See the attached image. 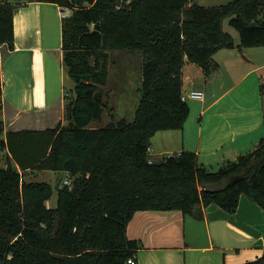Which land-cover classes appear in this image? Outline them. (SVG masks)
Here are the masks:
<instances>
[{"label":"trees","instance_id":"trees-1","mask_svg":"<svg viewBox=\"0 0 264 264\" xmlns=\"http://www.w3.org/2000/svg\"><path fill=\"white\" fill-rule=\"evenodd\" d=\"M26 1L0 0V45L15 47L14 10ZM46 1L71 8L62 17V62L74 82L68 122L5 134L0 116V264H130L142 245L127 225L139 209L200 217L213 202L235 211L241 194L264 208V136L216 170L191 150L156 157L148 149L157 131L182 129L189 116L185 62L209 75L215 52L236 46L225 19L239 31L240 46L264 45V0ZM113 49L142 53L141 98L133 120L93 125L108 106L103 87ZM2 92L0 65V112ZM44 169L71 180L56 188L55 206L46 204L52 183L23 179ZM242 264H264V251Z\"/></svg>","mask_w":264,"mask_h":264},{"label":"crops","instance_id":"crops-1","mask_svg":"<svg viewBox=\"0 0 264 264\" xmlns=\"http://www.w3.org/2000/svg\"><path fill=\"white\" fill-rule=\"evenodd\" d=\"M62 9L57 2L27 0L14 10L15 47L0 45L5 134L66 121V97L50 96L47 84L48 67L53 62L64 67ZM239 43L215 52L209 75L195 62H185L183 91L201 88L204 97L188 100L190 113L182 129L159 130L151 137L152 155L191 150L200 163L216 170L258 146L264 136V45ZM202 214L135 211L127 234L141 242L138 263L242 264L264 251V208L245 194L233 212L213 202L203 206Z\"/></svg>","mask_w":264,"mask_h":264},{"label":"rangeland","instance_id":"rangeland-1","mask_svg":"<svg viewBox=\"0 0 264 264\" xmlns=\"http://www.w3.org/2000/svg\"><path fill=\"white\" fill-rule=\"evenodd\" d=\"M208 1L218 4L229 0H207L206 3ZM224 29L233 35L236 42L240 41V33L229 23V18L224 21ZM142 61L143 55L140 51L110 50V77L109 82L103 87L104 97L108 106L103 114L102 120L93 122V125H100L109 122L111 119L118 120L122 117H125L129 121L133 120L142 94L140 89L142 82ZM47 81L50 96L58 94L59 98L66 97L67 102V91H70L74 86V82L68 75L67 70L64 67H56L53 62V65L51 64L48 67ZM67 122L68 120L66 119L65 123ZM158 139L160 141L163 140L160 136ZM3 163H6L5 159H3ZM61 174L67 177L66 173L51 169L31 170L23 175V179L27 181L39 180L52 183L54 190L51 197L46 200V204L48 206H55L58 198L55 184L58 178L61 177ZM63 179L66 178L64 177ZM61 183H64L63 180Z\"/></svg>","mask_w":264,"mask_h":264},{"label":"built area","instance_id":"built-area-1","mask_svg":"<svg viewBox=\"0 0 264 264\" xmlns=\"http://www.w3.org/2000/svg\"><path fill=\"white\" fill-rule=\"evenodd\" d=\"M71 12V8L70 7H63V9L61 10V14L63 16L68 15ZM204 97V90L201 88H191L189 90L183 91L182 92V99L184 100H189V99H202ZM149 151L151 152V146L148 147ZM180 153V152H179ZM176 154V153H174ZM164 155H171L170 154H164ZM153 159H155L154 157H150V161H153ZM64 183H71L70 177L67 176V179H63ZM128 263L130 264H139L138 260L135 256H131L130 258H128Z\"/></svg>","mask_w":264,"mask_h":264},{"label":"water","instance_id":"water-1","mask_svg":"<svg viewBox=\"0 0 264 264\" xmlns=\"http://www.w3.org/2000/svg\"><path fill=\"white\" fill-rule=\"evenodd\" d=\"M250 25H251V26L256 25V22H255V21H252V22L250 23ZM62 180H63V177H59V178H58V180H57V182H56V184H55V188H58V187L60 186Z\"/></svg>","mask_w":264,"mask_h":264}]
</instances>
